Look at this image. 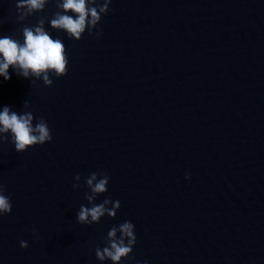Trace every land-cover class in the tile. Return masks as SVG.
Segmentation results:
<instances>
[{
    "label": "water",
    "instance_id": "water-1",
    "mask_svg": "<svg viewBox=\"0 0 264 264\" xmlns=\"http://www.w3.org/2000/svg\"><path fill=\"white\" fill-rule=\"evenodd\" d=\"M16 3L0 0V37L23 43L45 18L68 70L47 86L0 76V109L52 136L0 142V264H112L95 249L125 220L136 242L119 264H264V0H110L80 40L50 26L56 0L23 21ZM92 172L109 176L94 203L120 208L79 224Z\"/></svg>",
    "mask_w": 264,
    "mask_h": 264
},
{
    "label": "clouds",
    "instance_id": "clouds-1",
    "mask_svg": "<svg viewBox=\"0 0 264 264\" xmlns=\"http://www.w3.org/2000/svg\"><path fill=\"white\" fill-rule=\"evenodd\" d=\"M48 0H17V19L23 21L33 13L45 8ZM110 0H56V11L49 20L50 26L57 31H64L71 39L80 40L85 30L92 35L93 29L102 18V14L109 11ZM71 14H68V13ZM45 18L38 19L31 27L22 29L23 43L10 36L0 37V76L4 80L10 79L9 68L21 77L42 79L44 85L53 83L50 74L60 77L67 74L68 57L64 43L52 38L44 28ZM99 35V32L96 33ZM24 106L28 102L24 101ZM34 116L31 112L17 113L9 106L0 109V142L10 141L17 152H24L29 147L44 144L52 139L50 129L43 118H38L33 124ZM189 174H185V179ZM79 181L80 176L76 175ZM109 176L106 173L92 172L85 178V184L90 190L84 198L90 206L81 205L76 213L79 224L90 225L99 222L105 214L114 218L120 208L119 200L105 198L100 203H94L99 194L107 192ZM73 187H79L74 184ZM5 186L0 184V215L11 212L12 204L9 195H5ZM111 207H108V205ZM119 233V235H117ZM33 234L35 230L33 229ZM106 246L95 249L96 258L100 261L110 260L112 264H119L122 258L130 257L136 242L134 224L131 221L112 226L105 237ZM20 247H28L25 240L20 241Z\"/></svg>",
    "mask_w": 264,
    "mask_h": 264
}]
</instances>
